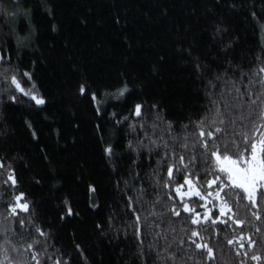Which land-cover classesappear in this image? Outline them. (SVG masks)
Instances as JSON below:
<instances>
[{
	"label": "trees",
	"instance_id": "trees-1",
	"mask_svg": "<svg viewBox=\"0 0 264 264\" xmlns=\"http://www.w3.org/2000/svg\"><path fill=\"white\" fill-rule=\"evenodd\" d=\"M0 57V264H264L212 155L264 139V0H0ZM187 177L231 214L193 224Z\"/></svg>",
	"mask_w": 264,
	"mask_h": 264
},
{
	"label": "snow or ice",
	"instance_id": "snow-or-ice-1",
	"mask_svg": "<svg viewBox=\"0 0 264 264\" xmlns=\"http://www.w3.org/2000/svg\"><path fill=\"white\" fill-rule=\"evenodd\" d=\"M0 59H2V57H0ZM262 71H264V69H262ZM23 75L29 76L30 78V74L28 73H24ZM12 80H13V83L16 84L17 89L20 92L24 93V95L29 96L30 99L34 100L37 105H43L45 103V100L43 98L38 97L36 93L32 91V89L35 88V84L32 85V89L25 91L24 88L20 86V83L16 80L15 77H13ZM126 91H128V89L125 87L122 90H120L119 95H123L124 92ZM83 92H84V88L82 86L81 93ZM12 99L14 100L15 97H12ZM252 103H255V101H253ZM140 109H141V105H136L135 114L137 116L141 114ZM261 119H264V113L261 114ZM215 131L220 132L221 129L217 127ZM200 135L203 136L204 132L201 131ZM208 135L212 136L213 133L209 132ZM245 143L246 144L248 143L247 137H245ZM129 147H131V145H129ZM204 147L207 148V141H204ZM105 152L107 155L111 156L112 154L111 146L107 147L105 149ZM224 152H225V155L223 156V159H221L219 150L212 153V155L216 157L217 163L222 165L219 168V172L224 173L226 176V181H221V187L219 191H223L225 188L240 189L246 194L245 199L252 201L253 203H255V201L253 200L254 193L260 192L261 196L264 197V139H261L258 142L253 140L250 146L245 149V152L248 153L247 156L245 155L244 152H237L236 158L233 159L231 156L227 155V152H228L227 146H225ZM180 160L181 161L183 160L182 156L180 157ZM185 167H187V165H185ZM168 175L169 177L172 176L171 167L168 169ZM10 179H12L13 183L16 182L14 177L11 175H10ZM216 179H220V177L217 176ZM214 182L215 181H212V183ZM180 187L182 186H179L176 188L177 192L180 191ZM91 191L94 192L95 189L93 188L91 189ZM197 195H199V193H197ZM22 198H23V194H20L16 197V200L20 201ZM16 207H19L23 209L24 211H27L29 205L27 203L17 204ZM16 207L12 208L13 213L16 212ZM184 210L193 211L192 209L188 208L187 204L184 205ZM68 211L70 214L71 209L69 208ZM173 211L175 215H180L178 211H175V210ZM229 211H231L230 208H229ZM220 213L221 214L224 213L223 208L220 209ZM253 214L255 215V213ZM197 215H199V213H197ZM205 219H207V217H205ZM257 219H259L258 216H257ZM199 222L200 221L195 220V219L192 221L193 224H197ZM212 223H215V220H213ZM237 223H241V222L237 221ZM38 231L40 230L38 229ZM43 234L44 233L41 231V235ZM198 235H199L198 232L194 231L192 233V236L194 237ZM193 243L196 245L197 248H201V247L205 248L209 254H211L213 251L210 247H208L207 244L202 246L201 244L196 243V241L194 240H193ZM229 243H232V241H229ZM252 259H258V257L254 256L252 257ZM57 264H59V262H57Z\"/></svg>",
	"mask_w": 264,
	"mask_h": 264
},
{
	"label": "rangeland",
	"instance_id": "rangeland-1",
	"mask_svg": "<svg viewBox=\"0 0 264 264\" xmlns=\"http://www.w3.org/2000/svg\"><path fill=\"white\" fill-rule=\"evenodd\" d=\"M221 156V155H220ZM221 159H223V156H221ZM221 167L222 165L219 164ZM180 187V191L177 192L178 196L182 199H190V198H201L202 202L200 203V209L196 203H192L190 200H186L185 204H187L189 209H192L194 213L195 220H207V218H213L215 221L222 220L223 217H228L231 214V211H229V208L231 209V206L227 205V203L224 202L222 199V196H220L219 191L215 192L214 189H208L206 192L203 191V189L194 182V180L191 177H187L182 183ZM178 186V187H179ZM199 193V195H197ZM256 197V193H254L253 198ZM26 203L24 200L17 201L16 204L12 206L16 207L17 204H24ZM184 204V205H185ZM224 209V213H220V209ZM16 209H21L19 207H16ZM219 210L218 215L214 216L213 211ZM23 210V209H21ZM199 213V215H197Z\"/></svg>",
	"mask_w": 264,
	"mask_h": 264
}]
</instances>
